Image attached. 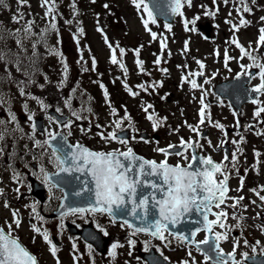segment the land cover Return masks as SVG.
I'll use <instances>...</instances> for the list:
<instances>
[{
  "label": "snow or ice",
  "instance_id": "obj_1",
  "mask_svg": "<svg viewBox=\"0 0 264 264\" xmlns=\"http://www.w3.org/2000/svg\"><path fill=\"white\" fill-rule=\"evenodd\" d=\"M132 4L137 8L138 11L146 13L145 18L141 16L144 28L150 32L152 40L157 39L156 32H153L149 28V24H157L156 15H154L153 9H151L145 0H131ZM213 5H217V0H212ZM91 3L95 4L96 0H91ZM224 5L232 3L235 8L234 10L239 14V24L233 23L231 20H226L225 22L231 25V30L235 33L240 30L241 27H246L250 24V21L244 18L243 13H251L252 8L249 7V0H223ZM255 3V0H252ZM18 9L17 13L12 16V22L16 24H23L21 27L15 30L5 29L3 25H0V41L6 42L7 39L11 38L15 41L17 51H4L0 50V62L5 65V72L8 73L7 79L16 84L19 89V94L21 96H27L28 98L37 101L42 109H47L49 106L44 103L43 100L38 99L34 95H29L26 92L27 87L30 84L35 83L34 76L38 71L37 61L40 59V53L38 51V46H44L50 54L57 55L61 57V64L63 66V80L61 86L67 80L68 75V65L64 60L61 53H59L55 48H51L47 44V37L52 32H58L57 16L58 5L56 0H41L40 6L45 9V18L48 19V26L42 29L39 33L35 32L34 25L35 21H26L24 18V13L20 11L24 5L27 4V0H17ZM191 8L193 6V0H169L168 7L170 8L171 15L179 16L182 18L183 27L185 31H197L194 27L196 22L200 19L199 15L189 20L185 16L184 8ZM0 7H7L6 0H0ZM108 8V5H104ZM72 12L74 15H79L75 2L71 5ZM200 8L204 10L205 16L215 17L219 12V7L216 6L215 9H210L206 5L201 4ZM229 16H232V12L229 11ZM260 20L264 22V17ZM66 23L71 24L72 21H66ZM189 25L193 27L190 28ZM167 30L170 32L172 30L171 24L166 25ZM97 31L101 32L103 35V29L98 28ZM80 35H83V28L79 29ZM259 36L257 41V48L252 49L251 45L245 48L237 37H233L226 43L230 45H235V48L239 49L240 56L232 57L228 55L227 49L224 52L223 60L224 66L227 68L230 60H244L245 58L251 61L250 64H240L242 71L236 75V79L239 80L242 76L251 79H256L258 77L260 83L252 87L249 91L254 93L255 96L251 98L250 102L257 106L254 117L260 118L261 114L264 113V100L259 99V97L264 96V62H261L259 56L254 55V52L259 51L260 46H264V27L259 29ZM105 44L111 51L110 63L113 65H118L123 71L125 76H127L128 69L125 66L122 57L126 54L125 49L121 48L117 43L115 46L106 35H103ZM26 42H31V55H27L28 47ZM79 44V39L76 40ZM143 47V46H141ZM160 47L163 51L167 47L166 37L161 38ZM117 49H119L121 59L117 58ZM188 45L185 44L184 52H187ZM135 51V64L141 73L145 72L144 62L139 59L140 51L139 49ZM217 56L220 55L219 51L215 53ZM171 55V53H169ZM27 61V63H25ZM196 64L199 69L203 70L205 64L201 60H196ZM93 69L95 67L96 61L93 58ZM156 65L161 63V57H157L154 61ZM8 65L15 67V70L21 73L25 79L24 80H13L11 71ZM179 67V66H178ZM258 69L257 74H253L251 69ZM87 71V69H84ZM231 71V68L228 69ZM165 74H167V69H161ZM203 71L189 72L186 76L182 77L183 82L189 83L192 89L200 88L203 92L202 86L197 83L196 79H190V77H200L203 76ZM5 79V77H0V80ZM47 80V77H45ZM204 83H210L209 80H205ZM124 88L133 97L139 95L138 92H134L131 87L125 82ZM160 84L151 85H138L139 88L144 91H148L151 87L155 89L156 87H162ZM40 87H43L41 85ZM100 87L104 90L103 95L105 101L111 108V114L117 115L116 109L111 107V102L109 99V94L107 89L103 84ZM204 95H207L204 92ZM166 98V97H165ZM4 102L3 97L0 96V104ZM65 105L71 111L72 116L77 120H82L84 117L80 113L72 108L71 99H65ZM200 109H199V123L196 126L187 125L189 130L195 133L198 137L203 138V133L201 131V126L205 124L207 120L213 127L219 129L225 139L221 140L219 143V148H222L227 141V131L225 126L219 122L213 123L211 121V113L208 111L209 105L204 103L203 96L200 99ZM151 104L143 107V111L148 113V110L152 108ZM27 109V104L24 105ZM85 109H81L84 111ZM91 112L92 109H86ZM57 112L61 110L56 109ZM10 119L13 123L16 122V117L14 114H9ZM34 113L28 115V120L31 123V135L29 139L33 140L34 146L37 149H51L50 162L53 163L54 167L57 169L55 173H49L41 165L38 172L33 173L37 176L42 183L48 186L49 191L53 188L58 187V182L55 177H58L62 172H77L83 176L90 179H85L82 181L84 187L81 191L75 193L76 196H81L84 192L90 193L91 202L87 207H71L65 208L61 204V209L59 213V219L61 222L67 215H84L89 213L91 215L96 214H107L112 218L113 222L116 220L117 212L122 214H129L128 208H130V215L134 220L139 221V226L137 224L124 219L121 227H127L132 229L128 243L130 246H135V241L131 239L132 236L138 233H145L154 239L161 241L165 247H169L172 241L175 240L178 244L183 245L188 249L187 256L188 259L182 260L179 264H197L195 258L193 257L192 250L194 249L197 253H200L204 257V264H244V261L251 259L247 252L242 253L243 259L237 260L236 251L240 247V240L236 237H232L233 249L231 252H225L224 248L221 247L222 243L229 240L230 234L237 228H243V221L246 219L243 215L237 212V209H243L247 211L246 206L242 204L244 200L243 196H230L229 180L231 178V170L235 169L237 175H239L238 164L239 155L243 154V148L241 145L245 143L243 136L240 140H232L231 144L235 146V151L231 153V159L229 158L227 150L225 151L223 161L215 162L213 158L209 156L198 155L197 150L204 147L203 144L199 143L198 140H185L183 137L180 138L178 145L169 144L167 147L161 148L156 147L155 152L162 155L164 159L157 161L155 159H146L137 155L133 148L128 146L129 141L124 137H120L117 131L111 132H98L97 135L100 136L105 143H110L112 141L123 145L126 150L113 149L112 151H93L88 147L77 143L76 145H66L67 136L71 135L72 121L65 120L62 124L63 129H67V133L64 131L53 132L45 130L44 135L46 139L41 141L35 139L36 123L34 122ZM233 115L238 114L233 111ZM47 119L50 122L59 123L52 116H48ZM147 119L152 123L153 130H159L166 118H158L154 113L147 115ZM127 120L129 125H131V117L125 114V117L113 121L115 129L123 131L122 125L124 121ZM264 123V121H261ZM186 123V122H185ZM97 128L101 126L96 125ZM111 127V125H110ZM236 129L240 128L239 119L236 120L234 125ZM253 125H249L252 128ZM20 131L17 125L16 128L9 131L5 121L0 120V142L4 141L6 134L10 135L12 132ZM91 131V124L87 129L81 128L82 133ZM239 135V132L236 133ZM259 135H264V132L258 133ZM143 139V138H141ZM53 141H60L61 143L53 144ZM145 143L150 141L144 140ZM208 146L213 147L211 140L208 139ZM71 149L70 151L66 150ZM3 152V148H0V153ZM46 151H42L39 155H34V159H42L46 155ZM255 155L259 157L260 153L256 152ZM175 156L180 159L177 160L175 164L169 163V157ZM24 177L13 170V180L18 185L22 184ZM244 177H240V186L236 189L237 192L243 190ZM31 189V186H29ZM144 190H148L145 192ZM14 191L19 194L20 187L14 189ZM261 201V207L264 208V196L260 195L261 191H264V186L259 189H251ZM3 189H0V196H3ZM231 200L232 203L229 204L228 201ZM253 204L256 201H252ZM6 208L9 207L7 203L4 205ZM33 217L36 220H43L37 211L36 205H30ZM228 208L233 210V215L231 219L236 220L235 225H230L227 223L229 219ZM150 209L152 212H150ZM193 213L195 216H193ZM13 220L11 223L7 224L8 231L6 232L4 227L0 226V264H38L37 257L32 254L25 246L21 244L18 237L14 235L13 224L16 228L21 226V219L19 218V211L13 210L11 213ZM151 216V219H150ZM210 217H214L210 218ZM259 218L258 215L257 217ZM181 223H188L194 225V227L188 228L185 231L177 232L174 229ZM32 231L39 235L43 242L49 246L50 254L53 257H57L58 247L50 238V233L47 229L41 228L36 224H32ZM61 230L63 228V223L60 225ZM99 228V225H97ZM260 230L264 232V225L259 226ZM219 229V230H217ZM105 236L108 235L107 231L103 228L99 229ZM205 233V237L202 240H198L197 236L199 233ZM171 237V239H170ZM148 243H145V250H148ZM259 241L256 242L259 245ZM124 245L121 243L114 242L111 245V249L108 253L109 257L114 261L118 255V250ZM244 246H249L248 241H244ZM73 248L76 245L73 244ZM89 252L92 250V246L88 245ZM159 250V249H158ZM255 250V249H254ZM161 256L163 252L161 251ZM164 260H168V257H164ZM57 264L60 261L57 257Z\"/></svg>",
  "mask_w": 264,
  "mask_h": 264
},
{
  "label": "rangeland",
  "instance_id": "obj_2",
  "mask_svg": "<svg viewBox=\"0 0 264 264\" xmlns=\"http://www.w3.org/2000/svg\"><path fill=\"white\" fill-rule=\"evenodd\" d=\"M76 9L79 15H74L72 12L71 5L73 0H56L58 5L59 15L57 16V25L58 32H52L47 37V44L51 48H55L59 53L62 54L64 60L68 65V75L67 80L61 86L63 80V66L61 64V57L57 55L50 54L44 46H38L45 56V61L43 65L42 72L37 76L38 84H30L26 92L29 95H34L38 99L43 100L46 105L50 108L55 107L59 108L60 113H67L71 117L72 129L71 135H68L69 140L73 144H83L94 151H112L113 149L126 150L123 145L118 144L115 141L110 143H105L104 140L97 135L98 132H111L119 131L115 129L113 121L122 119L125 117V114L128 113L131 115V122L135 126H129L127 120L124 121L122 125L123 129L125 128H134L136 130V135L142 131H146L152 134L151 122L147 119V115L140 110L139 113H133L132 108L139 101L140 103H145L143 98L147 96L151 88L149 87L148 91H143L138 85H148L150 84H160L162 83V88L164 91H167V98L165 99L163 105L164 115L158 116L159 118H166L169 120V124L175 118L176 112V122L180 121V118L186 117L188 114L194 116L195 108L199 104L198 99L193 94L187 93L192 91L191 85L185 83L182 80L183 76H186L188 73L184 72L181 68H184L186 64L191 67V72L199 71V66L196 64V58L189 56L190 53L195 52L199 55L198 60H201L205 64V73L207 74V80L210 83H203L202 89L207 92V95L213 97L212 89L214 86L220 82L227 75V69L224 66V60L220 58L213 59L212 56L215 55L216 51L210 49L208 43L204 41L205 32H188L184 30L182 18L177 16L175 21V31H171L172 35H160L156 41L152 40L151 34L147 31L141 19L143 15L145 18L146 13L138 11L137 8L132 4L131 0H96V3H91V0H74ZM7 7H0V25H3L5 29L15 30L22 26L21 24H16L12 22V16L17 13L18 4L17 0H6ZM145 3L147 1L145 0ZM221 8L217 13V16L220 17V22L223 19H229L233 23L239 24V14L234 10L235 6L224 5L219 1ZM41 0H27V4L20 8V11L24 13V18L26 21H35L34 31L39 33L42 29L48 26V19L45 18V9L40 6ZM107 4L108 8H105L104 5ZM198 3H194V8L190 9L187 6L184 8L185 16L189 20L194 18L198 12L197 8ZM215 6V5H214ZM216 7V6H215ZM106 10L112 11L117 15V19H111L110 14ZM229 11L232 12V19L228 17ZM245 19L250 21L248 29L246 32L238 31L240 36V43H245L247 46L254 44L256 42V30L260 27H256V19L251 16H246L243 13ZM66 21H72L71 24L66 23ZM210 19H207L205 15H201L200 19L196 22L197 26L199 23L202 25L209 24ZM221 25H227L224 21ZM83 28L84 33L80 35L79 29ZM98 28L103 29V35H106L109 39V42L115 46L117 43L121 48L128 50L126 54L122 57L125 66L128 69L127 76L119 68L118 65H113L110 63L111 51L105 44L103 35L101 32L97 31ZM155 32L153 29H151ZM226 32L224 35H228L231 30V26L225 28ZM255 32V33H254ZM166 37L167 47L161 50L160 41L161 38ZM79 39V44L76 43V40ZM232 36H228V40H231ZM191 40L192 43L189 41ZM187 42L188 51L184 52L185 44ZM5 43L8 46H11V51H17L16 43L13 39L9 38ZM146 45L149 47L153 46L155 49L159 50L158 55L150 54L151 49L146 50ZM214 46H219V43H214ZM224 47L220 49V56H224V52L227 49L228 54H233L234 57L239 58V50L235 48V45H230L228 43H222ZM28 47L27 55H31V42H26ZM133 46V47H132ZM143 46V47H141ZM248 48V47H247ZM139 49L140 56L139 59L144 62L145 72L141 73L136 64H135V51ZM197 49V51H195ZM218 51V50H217ZM171 53V55H169ZM119 54L118 59H121L119 49H117V55ZM232 55V57H233ZM157 57H161V63L156 65L154 61ZM93 58H95L96 64L93 69ZM202 58V59H201ZM244 62L243 60H240ZM27 63V61H25ZM232 68L238 67V61L234 59L232 62ZM179 66V67H178ZM8 68L11 71L13 80L19 81L24 80L25 77L15 70V67L8 65ZM0 69L7 77L8 73L5 72L4 63L0 62ZM84 69H87L85 71ZM161 69H167V74H165ZM222 76V77H221ZM47 77V80H45ZM114 79V84L109 82L110 78ZM53 79V80H52ZM69 82H73L71 85ZM127 83L132 89L135 88V92H138L139 95L133 97L128 93L124 88V83ZM103 84L107 91H114V100L116 103L124 101L127 109H123L119 106L114 107L116 109L117 115L111 114V108L108 103L105 101L103 95V89L100 85ZM43 85V87H40ZM9 89L5 90L0 96L3 97L4 102L0 104V120L5 121L7 128L11 129L13 127L19 126L20 129H23L22 133L28 134L32 132L31 123L32 121L28 120V115L34 113V119L38 117L41 113H46L47 109H42L37 101L28 98L27 96H21L19 94V89L16 84L8 80ZM195 92V91H194ZM200 93V92H199ZM65 99H71L72 108L77 110L82 117V120H77L72 116L71 111L65 105ZM183 99V100H182ZM195 100L194 104H190L191 100ZM27 104V109L24 108V105ZM182 104L185 105V110L176 109V106L181 107ZM145 106V104H144ZM143 106V107H144ZM85 109L81 111V109ZM91 108L92 111L88 112L86 109ZM173 110L175 113H173ZM14 114L16 117V122L13 123L10 119L9 114ZM26 117V122H23L21 117ZM196 116V115H195ZM194 116V117H195ZM46 116V125L48 131L61 132L64 131L67 133V129H63L57 123L50 122ZM91 124V131L82 133L81 128L87 129ZM99 124L101 127L97 128L96 125ZM111 125V127H110ZM163 129H168V121H165ZM17 133H21L17 131ZM36 133V132H35ZM162 143L166 144L163 147H167L169 143L173 141V137L170 136V131L168 129V135L165 138H162ZM143 143L140 142V138L135 136L129 140L128 146L130 147H139ZM250 151V148H249ZM159 159L162 157L159 156ZM10 185H0V189L7 190L11 193ZM5 203L9 207H5ZM18 208L12 202L7 199L0 201V219L1 226L7 230V224L11 223L13 217L11 215L12 211ZM23 212V211H22ZM21 218V229L26 232L28 235H35L30 226L29 219H33L31 215L26 213H20ZM94 219L99 221L102 224L104 230H109V232L117 231L122 233L127 231L126 227H117L113 223V229L108 224V217L103 214L98 215H88L84 219L89 220ZM109 225V226H108ZM256 223L253 220L245 219L243 221V228H238L242 230V233L239 232L238 236H230L229 243L226 245L228 248L233 247L232 237H236L240 240V255L247 252H255L254 248L256 242L259 241L261 247L264 246V232L259 231L258 233L254 230ZM13 228L16 229L13 224ZM237 230V229H236ZM41 237H38L37 242H41L39 252L31 249V251L37 256L40 264H57V257L60 261V264H110L108 263L109 255L106 258L100 259L97 257V262H93L94 255L91 256L89 248L85 245L79 247L80 254L78 261L73 258L71 254L66 253L65 251H60L57 254V257H53L50 254L49 247L42 243ZM247 240L249 246H244V241ZM25 244L27 241L24 240ZM179 247V245H178ZM186 251V252H185ZM132 252L131 248L127 246L122 250L119 256V264H131L132 261ZM193 257L195 258L197 264H204V257L197 253L194 249L192 250ZM175 259V264H179L180 261L186 260L187 250L181 249L177 250L172 256Z\"/></svg>",
  "mask_w": 264,
  "mask_h": 264
},
{
  "label": "flooded vegetation",
  "instance_id": "obj_3",
  "mask_svg": "<svg viewBox=\"0 0 264 264\" xmlns=\"http://www.w3.org/2000/svg\"><path fill=\"white\" fill-rule=\"evenodd\" d=\"M206 1V6L212 9V0ZM221 1L223 2V0ZM249 4H251L252 7V15L259 18V23L257 27H259V25L260 27L256 30V34H258L256 40H258V36L260 34L259 29L261 27H264V22L260 20L261 17H264V0H255V3H252V0H249ZM218 7L220 9L221 5H218ZM249 14L251 13H245V15ZM198 28L207 32L208 40H220L217 36V29L219 28L217 23H209L205 27L202 25ZM257 46V42H255L251 48L256 49ZM253 54L259 56L261 62H264V46H260L259 51L254 52ZM241 63L247 65L250 64L251 61L247 63L240 62L239 69H237L236 71H228L230 75L228 78L224 79V81L236 78V75L242 71V69L240 68ZM251 71H253V74H257L259 70L253 68L251 69ZM205 80H203V83ZM259 83L260 81L258 77L256 79H251L250 87L252 88L258 85ZM212 94L215 98H210L209 96L206 98L204 97L206 99V103H204L210 106L208 111L211 113V121L213 123L219 122L225 126V129L228 134V143L225 144L222 148H219V150H217L220 141L224 140L225 137L219 129L213 127L212 124H210L207 120L205 121V126L201 128L203 138L198 137L195 133L191 132L188 127H185L188 133L184 134L183 136L177 135L174 138V143L178 145L181 137H183L185 140H198L199 143L204 145L202 149L197 150L198 154L203 156L210 155L215 162H222L226 150L230 159L231 153L235 151V146L231 144V141L234 139L240 140L241 136H243L245 143L241 145V147L243 148V154L239 155V175H237L235 169L231 170L232 174L229 180V195L234 197H244L242 204L246 206L247 211H243V209H237V212L243 215L245 218H250L251 220H253L256 223L254 230L258 233L259 231H261L259 226L264 225V208L260 206V199L250 190L254 188L259 189L261 186H264V135L258 134L264 132V123L261 122L264 121V113L261 114L260 118H255L254 112L257 106L252 104L250 101L243 104L241 110L237 111L235 105L233 104L230 98L217 96L215 94V89ZM231 97L234 99L243 98V96L239 95H232ZM259 99L264 100V96L259 97ZM233 111H235L238 115L234 116ZM237 119H239L240 122L239 129H236L234 127ZM249 125H253V127L249 128ZM237 132H239V135L236 134ZM153 137L154 141L159 140V136H157L156 134H154ZM37 139L43 141L46 139V136H38ZM208 139L211 140L213 147L208 146ZM147 141L150 140L147 139ZM156 147H161L159 142H144L140 148L141 151L145 153L150 159H157L159 158L160 154L154 151ZM0 148H3V152L0 153V185H11V196L15 201L16 207L18 208L19 215L20 213L32 214L30 205L35 204L37 211L39 212L40 216L43 217V220L34 219L33 221L32 219H30V222H33V224H36L37 226H41L44 224L46 226L51 225V232L53 234L50 238L52 239L53 235L57 237V239L61 242V251L63 250L66 253L73 251V244H75L76 247H80L81 244H83L81 238L79 236H75L69 233L67 230V224L70 223L72 225H75L77 228H81V225L84 224L85 221L87 223L91 222L90 220L84 219L87 213H85L84 215H67L64 217L62 222L59 218H51L53 213H55V211L58 209V206L61 203L64 193L61 189L57 187L53 188L50 192L48 186L42 183L40 179H38L37 176L33 174L38 172L39 167L41 165H43V167L49 173H55L57 171L53 163L50 162L51 149H37L34 146L33 140L29 139V134L6 135L4 141L0 142ZM42 151L47 152V154L44 155L42 159L33 158L34 155L38 156L39 153H41ZM256 152L260 153L259 157L255 155ZM169 158L172 160L173 164H175L177 160L180 159L179 157L175 156H171ZM13 170L19 172L24 177L22 184L18 185L16 182H14ZM241 176L244 177L243 190L237 192L236 189L240 186ZM33 185H43V187L38 190H35ZM29 186H31V189L29 188ZM17 187H20L19 194L14 191V189ZM260 195L264 196V191H261ZM252 201H256V203L253 204ZM228 203L231 204L232 201L229 200ZM26 206H28V208ZM227 211L229 213V219L227 223L230 225H234L235 223H237V221L231 219V216L233 215V210L231 208H228ZM257 215L259 218H254L257 217ZM210 218L214 219V217ZM232 221H234V223ZM61 223H63L62 230L60 227ZM115 224L116 226L119 225L118 223ZM113 228L114 227L111 226V229ZM127 229V231H123L122 233H118L114 230L112 232L106 230L108 233L107 236L109 237V251L111 249V245L114 242L118 241L119 243L124 245L118 250V255L116 259L113 261L111 257H109L108 263L110 261V264H119V256L122 250L127 246L128 248H131L133 250L131 264H147L144 259V254H147L151 251H154L160 255L162 251L163 257H168V261L175 264V259L172 257L177 251L178 246V243L175 240L172 241V244L169 247H165L161 241L154 239L144 233H138L137 235L131 237V239L135 241V246L133 247L130 246L128 243L132 229ZM241 231V229H237L236 231H233L232 234L238 235ZM14 233L22 240H26L31 249L35 250L36 252H39V250H41V242L33 240L32 235H28L21 229V227L17 228ZM204 237L205 233H201L198 237V240H202L204 239ZM146 242H149L147 251L145 250ZM221 247L224 248L225 252H231L230 248H226V242L222 243ZM254 249L255 252L253 254H264V246L261 247L260 245L256 244ZM236 258L237 260H242L238 250L236 251ZM245 263L246 262L244 261V264Z\"/></svg>",
  "mask_w": 264,
  "mask_h": 264
},
{
  "label": "water",
  "instance_id": "obj_4",
  "mask_svg": "<svg viewBox=\"0 0 264 264\" xmlns=\"http://www.w3.org/2000/svg\"><path fill=\"white\" fill-rule=\"evenodd\" d=\"M148 1H149L151 8L153 9L154 14L157 17L163 18L166 22H169V23L174 20V16L171 15L170 8L168 7L169 0H148ZM50 114H52L59 121L61 125L63 124L65 120H69L68 115L60 116V115H57L55 112H53V110H50ZM35 123L37 125V129L41 132H44L43 116L40 119H37ZM118 136L126 138L129 136V132L124 131L121 134H118ZM57 143H61V142L53 141L54 145ZM66 145H72L70 144L68 138L66 140ZM66 150L70 151L71 149L66 148ZM60 179H61L60 186L65 190V193H66V199L62 202L65 208L87 207L90 205L91 198H90L89 192H84L81 196L75 195L76 192L81 191L83 189L84 185L82 181H84L85 179H90V178L83 176L77 172H67V173L62 172ZM144 191L147 192L148 190H144ZM130 208H131V205H129V208L127 210L129 214L127 215L117 212L116 220L123 221L124 219H128L129 221L139 226V221L134 220L132 216L130 215ZM60 211H62L61 206H60L59 213ZM150 212H152L151 209H150ZM193 216H195L194 213H193ZM150 219H151V216H150ZM191 227H194V225H191L188 223H181L174 229V231L182 232ZM78 234H80L86 242L91 243L101 253L106 252L107 239H105L101 235V233L96 231L94 228L83 227V230L79 232ZM152 264H168V263L164 261L163 259H159L158 262H155Z\"/></svg>",
  "mask_w": 264,
  "mask_h": 264
},
{
  "label": "trees",
  "instance_id": "obj_5",
  "mask_svg": "<svg viewBox=\"0 0 264 264\" xmlns=\"http://www.w3.org/2000/svg\"><path fill=\"white\" fill-rule=\"evenodd\" d=\"M42 55L40 54V59L37 61V68H38V71L36 72L35 76H34V80L36 82V79H37V76L39 75L40 72H42ZM0 77H4L3 75H1V72H0ZM71 85H73V82H69ZM5 84V79L3 80H0V88H2ZM74 86V85H73Z\"/></svg>",
  "mask_w": 264,
  "mask_h": 264
}]
</instances>
